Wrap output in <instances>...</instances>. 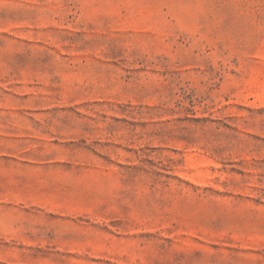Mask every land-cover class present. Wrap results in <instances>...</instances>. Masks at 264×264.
<instances>
[{
	"label": "rangeland",
	"instance_id": "1",
	"mask_svg": "<svg viewBox=\"0 0 264 264\" xmlns=\"http://www.w3.org/2000/svg\"><path fill=\"white\" fill-rule=\"evenodd\" d=\"M0 264H264V0H0Z\"/></svg>",
	"mask_w": 264,
	"mask_h": 264
}]
</instances>
